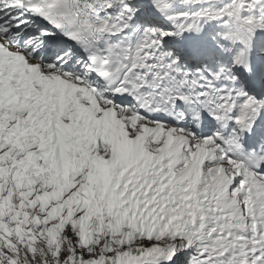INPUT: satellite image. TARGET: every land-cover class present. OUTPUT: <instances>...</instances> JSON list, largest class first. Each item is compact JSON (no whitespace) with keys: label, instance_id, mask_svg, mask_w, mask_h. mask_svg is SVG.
Segmentation results:
<instances>
[{"label":"snow or ice","instance_id":"1","mask_svg":"<svg viewBox=\"0 0 264 264\" xmlns=\"http://www.w3.org/2000/svg\"><path fill=\"white\" fill-rule=\"evenodd\" d=\"M0 264H264V0H0Z\"/></svg>","mask_w":264,"mask_h":264}]
</instances>
